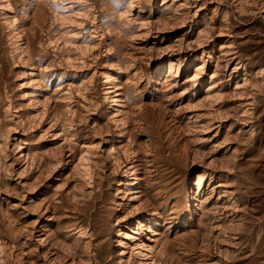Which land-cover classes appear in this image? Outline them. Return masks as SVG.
Returning a JSON list of instances; mask_svg holds the SVG:
<instances>
[{"label":"rangeland","instance_id":"obj_1","mask_svg":"<svg viewBox=\"0 0 264 264\" xmlns=\"http://www.w3.org/2000/svg\"><path fill=\"white\" fill-rule=\"evenodd\" d=\"M0 264H264V0H0Z\"/></svg>","mask_w":264,"mask_h":264},{"label":"bare ground","instance_id":"obj_2","mask_svg":"<svg viewBox=\"0 0 264 264\" xmlns=\"http://www.w3.org/2000/svg\"><path fill=\"white\" fill-rule=\"evenodd\" d=\"M136 182V181H135Z\"/></svg>","mask_w":264,"mask_h":264}]
</instances>
